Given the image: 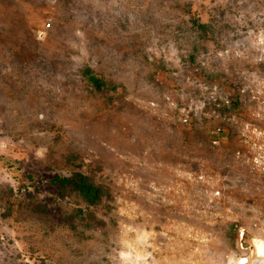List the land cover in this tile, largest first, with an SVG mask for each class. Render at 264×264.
<instances>
[{"label": "rangeland", "instance_id": "rangeland-1", "mask_svg": "<svg viewBox=\"0 0 264 264\" xmlns=\"http://www.w3.org/2000/svg\"><path fill=\"white\" fill-rule=\"evenodd\" d=\"M261 18L264 0H0V264H264V117L244 88ZM73 170L112 199L49 214L19 194Z\"/></svg>", "mask_w": 264, "mask_h": 264}, {"label": "trees", "instance_id": "trees-1", "mask_svg": "<svg viewBox=\"0 0 264 264\" xmlns=\"http://www.w3.org/2000/svg\"><path fill=\"white\" fill-rule=\"evenodd\" d=\"M194 24L200 29H204L206 26L199 19H195ZM82 74L87 83L94 86L99 92L108 86L102 78L95 75L91 66H85L82 69ZM43 193H46V202L38 208L49 214H61V208L56 212L50 205L71 194L81 196L87 204V209L104 205L107 200L112 199L113 195L112 190L105 183L80 170H73L67 174L60 172L48 174L46 171L27 173L25 183L19 185V194L34 198Z\"/></svg>", "mask_w": 264, "mask_h": 264}, {"label": "built area", "instance_id": "built-area-1", "mask_svg": "<svg viewBox=\"0 0 264 264\" xmlns=\"http://www.w3.org/2000/svg\"><path fill=\"white\" fill-rule=\"evenodd\" d=\"M47 26H50L48 24ZM47 28L40 29L38 31V37L44 38L46 36ZM249 37L254 44V49L259 62L264 64V18L258 21V24L249 29ZM245 91H247L248 102L253 111L257 116L264 117V73H259L258 71L252 72L248 76L247 83L245 84ZM189 113L183 119L185 124H189L190 118ZM214 134H218L216 130L213 131ZM214 137V143H218V137ZM248 264V262L246 263Z\"/></svg>", "mask_w": 264, "mask_h": 264}, {"label": "clouds", "instance_id": "clouds-1", "mask_svg": "<svg viewBox=\"0 0 264 264\" xmlns=\"http://www.w3.org/2000/svg\"><path fill=\"white\" fill-rule=\"evenodd\" d=\"M258 248H259V255L264 256V243H259Z\"/></svg>", "mask_w": 264, "mask_h": 264}, {"label": "bare ground", "instance_id": "bare-ground-1", "mask_svg": "<svg viewBox=\"0 0 264 264\" xmlns=\"http://www.w3.org/2000/svg\"><path fill=\"white\" fill-rule=\"evenodd\" d=\"M248 261L246 258H242L239 260L238 264H246Z\"/></svg>", "mask_w": 264, "mask_h": 264}, {"label": "crops", "instance_id": "crops-1", "mask_svg": "<svg viewBox=\"0 0 264 264\" xmlns=\"http://www.w3.org/2000/svg\"><path fill=\"white\" fill-rule=\"evenodd\" d=\"M255 241H256L258 244L261 243V240L256 239ZM246 259H247V261H248V258H246Z\"/></svg>", "mask_w": 264, "mask_h": 264}]
</instances>
